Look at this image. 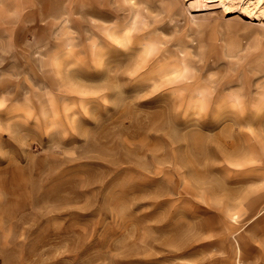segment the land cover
Wrapping results in <instances>:
<instances>
[{"label": "rangeland", "instance_id": "rangeland-1", "mask_svg": "<svg viewBox=\"0 0 264 264\" xmlns=\"http://www.w3.org/2000/svg\"><path fill=\"white\" fill-rule=\"evenodd\" d=\"M197 1L0 0V264H239L264 0Z\"/></svg>", "mask_w": 264, "mask_h": 264}, {"label": "crops", "instance_id": "crops-1", "mask_svg": "<svg viewBox=\"0 0 264 264\" xmlns=\"http://www.w3.org/2000/svg\"><path fill=\"white\" fill-rule=\"evenodd\" d=\"M260 199L256 203L252 202L251 210H256V213L234 233L239 264H264V196ZM202 250L204 255V245ZM207 256H210V250Z\"/></svg>", "mask_w": 264, "mask_h": 264}, {"label": "bare ground", "instance_id": "bare-ground-1", "mask_svg": "<svg viewBox=\"0 0 264 264\" xmlns=\"http://www.w3.org/2000/svg\"><path fill=\"white\" fill-rule=\"evenodd\" d=\"M197 2H201V3H210L211 1H210V0H198ZM190 3H192V2H190ZM234 220H235V218H234Z\"/></svg>", "mask_w": 264, "mask_h": 264}, {"label": "snow or ice", "instance_id": "snow-or-ice-1", "mask_svg": "<svg viewBox=\"0 0 264 264\" xmlns=\"http://www.w3.org/2000/svg\"><path fill=\"white\" fill-rule=\"evenodd\" d=\"M229 18H231V16H229Z\"/></svg>", "mask_w": 264, "mask_h": 264}]
</instances>
